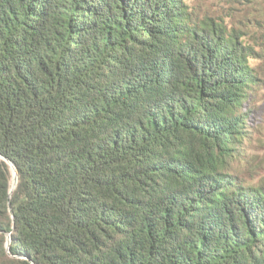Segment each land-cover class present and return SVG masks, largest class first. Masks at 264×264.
Segmentation results:
<instances>
[{
    "label": "trees",
    "instance_id": "obj_1",
    "mask_svg": "<svg viewBox=\"0 0 264 264\" xmlns=\"http://www.w3.org/2000/svg\"><path fill=\"white\" fill-rule=\"evenodd\" d=\"M249 1L0 0V264H264Z\"/></svg>",
    "mask_w": 264,
    "mask_h": 264
},
{
    "label": "rangeland",
    "instance_id": "obj_2",
    "mask_svg": "<svg viewBox=\"0 0 264 264\" xmlns=\"http://www.w3.org/2000/svg\"><path fill=\"white\" fill-rule=\"evenodd\" d=\"M186 2L193 7L199 17L204 15L217 19L224 17L229 22L243 18L242 14L250 6L249 11L252 12L262 8L260 4L253 5L249 0H186ZM250 28L253 33L264 34L263 30H257L252 25ZM256 48L260 55L250 61L258 82L250 98V103L255 107L254 129L251 139L245 143L244 154L246 157L243 163L239 162L241 168L239 173L247 182L264 184V54L260 53L259 46ZM14 179L12 186L15 183Z\"/></svg>",
    "mask_w": 264,
    "mask_h": 264
},
{
    "label": "water",
    "instance_id": "obj_3",
    "mask_svg": "<svg viewBox=\"0 0 264 264\" xmlns=\"http://www.w3.org/2000/svg\"><path fill=\"white\" fill-rule=\"evenodd\" d=\"M16 181V178L14 179ZM15 184V183H14Z\"/></svg>",
    "mask_w": 264,
    "mask_h": 264
},
{
    "label": "bare ground",
    "instance_id": "obj_4",
    "mask_svg": "<svg viewBox=\"0 0 264 264\" xmlns=\"http://www.w3.org/2000/svg\"><path fill=\"white\" fill-rule=\"evenodd\" d=\"M13 180V179H12Z\"/></svg>",
    "mask_w": 264,
    "mask_h": 264
}]
</instances>
